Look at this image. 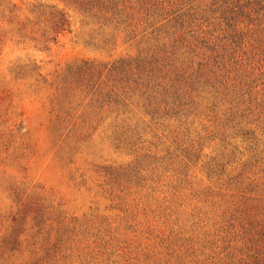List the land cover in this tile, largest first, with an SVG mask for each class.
<instances>
[{"label": "rangeland", "instance_id": "1", "mask_svg": "<svg viewBox=\"0 0 264 264\" xmlns=\"http://www.w3.org/2000/svg\"><path fill=\"white\" fill-rule=\"evenodd\" d=\"M0 264H264V0H0Z\"/></svg>", "mask_w": 264, "mask_h": 264}, {"label": "trees", "instance_id": "2", "mask_svg": "<svg viewBox=\"0 0 264 264\" xmlns=\"http://www.w3.org/2000/svg\"><path fill=\"white\" fill-rule=\"evenodd\" d=\"M260 1V0H259ZM232 13H234V11H230V14H232ZM239 14H243V11L240 9L239 10V13L236 15V16H233L232 18H231V20H233V21H235L237 18H238V15ZM67 21H66V18L64 17V15H61L60 16V18H59V24L62 26V25H64L65 23H66Z\"/></svg>", "mask_w": 264, "mask_h": 264}]
</instances>
